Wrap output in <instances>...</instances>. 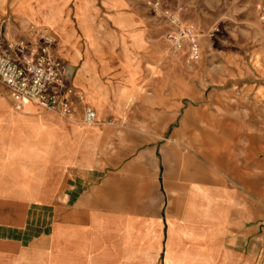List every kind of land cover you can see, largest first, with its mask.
<instances>
[{
  "label": "crops",
  "instance_id": "1",
  "mask_svg": "<svg viewBox=\"0 0 264 264\" xmlns=\"http://www.w3.org/2000/svg\"><path fill=\"white\" fill-rule=\"evenodd\" d=\"M96 86L90 125L80 106L17 112L0 87V264H255L261 223L221 170L170 115L124 119Z\"/></svg>",
  "mask_w": 264,
  "mask_h": 264
},
{
  "label": "rangeland",
  "instance_id": "2",
  "mask_svg": "<svg viewBox=\"0 0 264 264\" xmlns=\"http://www.w3.org/2000/svg\"><path fill=\"white\" fill-rule=\"evenodd\" d=\"M165 12L197 31L196 62L165 42ZM0 15L18 38L49 39L90 106L101 81V106L124 119L170 115L184 150L250 203L262 238L253 261L264 264V0H0Z\"/></svg>",
  "mask_w": 264,
  "mask_h": 264
},
{
  "label": "built area",
  "instance_id": "3",
  "mask_svg": "<svg viewBox=\"0 0 264 264\" xmlns=\"http://www.w3.org/2000/svg\"><path fill=\"white\" fill-rule=\"evenodd\" d=\"M167 31L164 40L174 54H183L187 62L200 57L198 33L173 14L165 12ZM10 19L0 15V86L10 97L13 109L21 111L26 104L71 119L76 107L82 111V122L93 124L94 109L82 92L72 85L68 68L52 52L49 39L42 33L36 39L9 35Z\"/></svg>",
  "mask_w": 264,
  "mask_h": 264
}]
</instances>
